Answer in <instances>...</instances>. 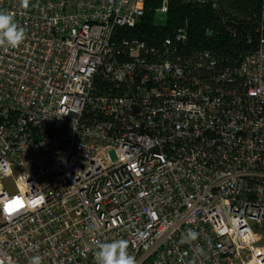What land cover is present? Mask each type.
Segmentation results:
<instances>
[{
  "label": "built area",
  "instance_id": "built-area-1",
  "mask_svg": "<svg viewBox=\"0 0 264 264\" xmlns=\"http://www.w3.org/2000/svg\"><path fill=\"white\" fill-rule=\"evenodd\" d=\"M146 2L0 0L26 32L0 48V197H46L0 215V264H96L119 239L137 264H264V11L255 51L223 65L185 27L116 40Z\"/></svg>",
  "mask_w": 264,
  "mask_h": 264
},
{
  "label": "trees",
  "instance_id": "trees-1",
  "mask_svg": "<svg viewBox=\"0 0 264 264\" xmlns=\"http://www.w3.org/2000/svg\"><path fill=\"white\" fill-rule=\"evenodd\" d=\"M168 2L164 26L154 22L161 0H147L144 16L131 29H116V40L136 38L158 44L185 27L188 50L210 51L223 65L238 64L243 56L255 51L264 0L226 1L216 8L196 0Z\"/></svg>",
  "mask_w": 264,
  "mask_h": 264
},
{
  "label": "clouds",
  "instance_id": "clouds-1",
  "mask_svg": "<svg viewBox=\"0 0 264 264\" xmlns=\"http://www.w3.org/2000/svg\"><path fill=\"white\" fill-rule=\"evenodd\" d=\"M21 7L28 9L30 0H20ZM26 39L25 29L14 21V14L0 11V48L7 51L9 48H18ZM10 168L7 162L0 164V173L7 174ZM28 194L8 195L3 194L0 197V215L5 219H11L22 211H36L41 208L45 202L44 194L37 190ZM198 233L189 229L185 236H182L181 243H190L195 241ZM98 250L94 253L96 264H137L136 258L128 252L129 243L125 239L114 240L97 244ZM195 251L199 254L202 249L197 247ZM29 264H41V257L34 256Z\"/></svg>",
  "mask_w": 264,
  "mask_h": 264
},
{
  "label": "rangeland",
  "instance_id": "rangeland-1",
  "mask_svg": "<svg viewBox=\"0 0 264 264\" xmlns=\"http://www.w3.org/2000/svg\"><path fill=\"white\" fill-rule=\"evenodd\" d=\"M155 24L158 25V26H164L165 23H166V15L165 14H161V13H156L155 14V20H154ZM6 190L7 191H10V192H13V186H6Z\"/></svg>",
  "mask_w": 264,
  "mask_h": 264
}]
</instances>
